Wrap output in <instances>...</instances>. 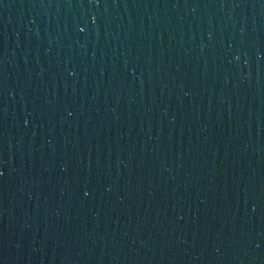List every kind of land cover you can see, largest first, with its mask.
I'll return each mask as SVG.
<instances>
[{
  "label": "water",
  "instance_id": "95a60500",
  "mask_svg": "<svg viewBox=\"0 0 264 264\" xmlns=\"http://www.w3.org/2000/svg\"><path fill=\"white\" fill-rule=\"evenodd\" d=\"M0 264H264V0H0Z\"/></svg>",
  "mask_w": 264,
  "mask_h": 264
}]
</instances>
